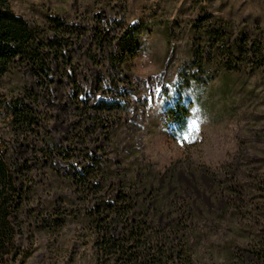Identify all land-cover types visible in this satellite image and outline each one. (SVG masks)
Wrapping results in <instances>:
<instances>
[{"label": "rangeland", "instance_id": "374dc122", "mask_svg": "<svg viewBox=\"0 0 264 264\" xmlns=\"http://www.w3.org/2000/svg\"><path fill=\"white\" fill-rule=\"evenodd\" d=\"M14 1L15 10L30 19L60 16L84 31L64 52L72 63L67 71L54 61L51 83L24 71L47 131L17 137L3 88L0 141L23 164L42 158L50 142L70 148L72 173L89 166L113 171L97 191H45L58 204L73 194L74 211L84 215L54 238L42 235L27 264H111L104 254L108 235L94 230L87 216L119 205L126 195L138 201V210L153 213L157 226L170 228L173 240L192 233L203 264H264V80L248 78L243 96L233 91L237 81L220 77L202 90L198 72L192 79L199 89L184 88L188 77L179 70L186 39L180 35L196 15L194 6L264 27V0ZM151 19L175 26L178 54L171 52L163 26H145ZM128 36L141 49L130 51ZM49 166L37 171L39 185L57 184L52 172H69L59 158L56 168ZM121 233L122 226L110 232Z\"/></svg>", "mask_w": 264, "mask_h": 264}, {"label": "trees", "instance_id": "16d2710c", "mask_svg": "<svg viewBox=\"0 0 264 264\" xmlns=\"http://www.w3.org/2000/svg\"><path fill=\"white\" fill-rule=\"evenodd\" d=\"M14 2L0 0V93L7 88L8 91L2 92L9 96L6 109L12 118L13 132L17 137H28L41 134L42 130L46 132L47 127L38 108L39 97L30 89L24 71H30L43 84L51 83L54 61L67 71L72 63L64 52L70 47L73 36L84 30L60 16L43 14L41 20L30 19L15 10ZM192 11L196 15L187 20L184 34L180 35L186 38L185 59L179 69L183 77H188L184 88L196 87L193 72L204 78L202 90L220 77L237 81L233 91L243 96L248 78L259 75L264 80V27L261 23L241 24L201 4ZM145 26L150 31L163 26L171 52H180L174 43L173 24L158 25L157 19H151ZM126 43L130 51L141 49L133 36H128ZM85 113L88 117V112ZM69 149L48 142L42 151L45 159L23 164L17 160L13 147L0 141V264H27L42 235L54 238L60 229L82 215L74 211L73 194L62 196L58 204L50 196L45 197V191L50 195L56 186H67L70 191L76 188L83 193L97 191L110 179L113 171H96L90 166L72 173L74 161ZM58 158L68 167V174H57L59 178L52 172L51 178H57V184L50 181L39 185L37 171L49 165H53V170ZM108 185L111 187V183ZM123 198L119 205H109L103 213L98 207L97 216H87L94 230L108 235L104 254L111 264H203L192 233L186 231L173 240L172 230L157 226L153 213L145 208L138 210L135 198L129 195ZM116 226H122L119 236L110 234Z\"/></svg>", "mask_w": 264, "mask_h": 264}]
</instances>
